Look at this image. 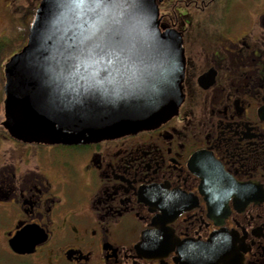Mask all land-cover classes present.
Segmentation results:
<instances>
[{"label":"flooded vegetation","instance_id":"flooded-vegetation-1","mask_svg":"<svg viewBox=\"0 0 264 264\" xmlns=\"http://www.w3.org/2000/svg\"><path fill=\"white\" fill-rule=\"evenodd\" d=\"M41 3L0 0V264H264V0L157 1L181 105L77 146L3 125L4 65Z\"/></svg>","mask_w":264,"mask_h":264},{"label":"water","instance_id":"water-1","mask_svg":"<svg viewBox=\"0 0 264 264\" xmlns=\"http://www.w3.org/2000/svg\"><path fill=\"white\" fill-rule=\"evenodd\" d=\"M157 1L42 0L26 45L4 65L10 136L88 145L173 118L184 51L175 31L158 28Z\"/></svg>","mask_w":264,"mask_h":264},{"label":"rangeland","instance_id":"rangeland-1","mask_svg":"<svg viewBox=\"0 0 264 264\" xmlns=\"http://www.w3.org/2000/svg\"><path fill=\"white\" fill-rule=\"evenodd\" d=\"M181 1H185V0H181ZM0 97H1V94H0Z\"/></svg>","mask_w":264,"mask_h":264},{"label":"snow or ice","instance_id":"snow-or-ice-1","mask_svg":"<svg viewBox=\"0 0 264 264\" xmlns=\"http://www.w3.org/2000/svg\"><path fill=\"white\" fill-rule=\"evenodd\" d=\"M97 6H99V5H97Z\"/></svg>","mask_w":264,"mask_h":264}]
</instances>
